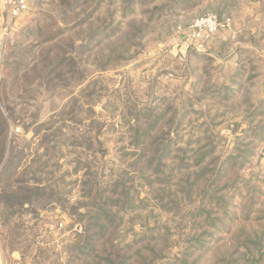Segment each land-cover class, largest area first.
Here are the masks:
<instances>
[{"label": "rangeland", "instance_id": "374dc122", "mask_svg": "<svg viewBox=\"0 0 264 264\" xmlns=\"http://www.w3.org/2000/svg\"><path fill=\"white\" fill-rule=\"evenodd\" d=\"M10 1L0 264H264V0Z\"/></svg>", "mask_w": 264, "mask_h": 264}, {"label": "built area", "instance_id": "2783aa9c", "mask_svg": "<svg viewBox=\"0 0 264 264\" xmlns=\"http://www.w3.org/2000/svg\"><path fill=\"white\" fill-rule=\"evenodd\" d=\"M10 1V0H9ZM11 2V1H10ZM14 9L12 13L18 14L21 10L25 8L24 0H13L12 2ZM229 20L221 22L216 14H205L197 18L191 25L192 36L195 38H207L216 35L221 28L227 26Z\"/></svg>", "mask_w": 264, "mask_h": 264}]
</instances>
